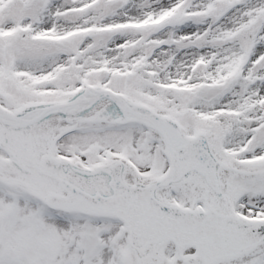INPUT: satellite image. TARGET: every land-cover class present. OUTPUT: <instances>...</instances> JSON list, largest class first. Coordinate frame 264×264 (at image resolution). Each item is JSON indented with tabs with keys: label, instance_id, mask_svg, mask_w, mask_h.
<instances>
[{
	"label": "snow or ice",
	"instance_id": "obj_1",
	"mask_svg": "<svg viewBox=\"0 0 264 264\" xmlns=\"http://www.w3.org/2000/svg\"><path fill=\"white\" fill-rule=\"evenodd\" d=\"M0 264H264V0H0Z\"/></svg>",
	"mask_w": 264,
	"mask_h": 264
}]
</instances>
